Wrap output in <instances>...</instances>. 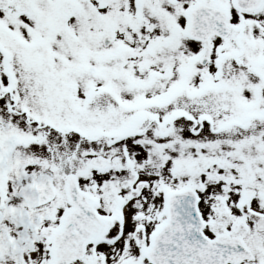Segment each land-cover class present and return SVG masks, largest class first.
I'll list each match as a JSON object with an SVG mask.
<instances>
[{"label":"snow or ice","instance_id":"snow-or-ice-1","mask_svg":"<svg viewBox=\"0 0 264 264\" xmlns=\"http://www.w3.org/2000/svg\"><path fill=\"white\" fill-rule=\"evenodd\" d=\"M0 264H264V0H0Z\"/></svg>","mask_w":264,"mask_h":264}]
</instances>
